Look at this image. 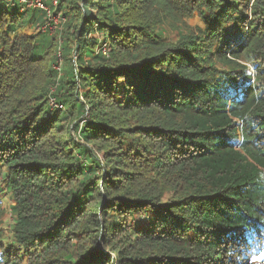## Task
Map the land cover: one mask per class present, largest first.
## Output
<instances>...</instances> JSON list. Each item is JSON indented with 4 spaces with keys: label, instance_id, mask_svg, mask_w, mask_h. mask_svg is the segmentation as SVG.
I'll use <instances>...</instances> for the list:
<instances>
[{
    "label": "trees",
    "instance_id": "1",
    "mask_svg": "<svg viewBox=\"0 0 264 264\" xmlns=\"http://www.w3.org/2000/svg\"><path fill=\"white\" fill-rule=\"evenodd\" d=\"M57 9L0 0V264H264V0Z\"/></svg>",
    "mask_w": 264,
    "mask_h": 264
},
{
    "label": "rangeland",
    "instance_id": "2",
    "mask_svg": "<svg viewBox=\"0 0 264 264\" xmlns=\"http://www.w3.org/2000/svg\"><path fill=\"white\" fill-rule=\"evenodd\" d=\"M45 1H46L47 5H51L50 0H45ZM58 4H59V2H58ZM58 4H54V6H57ZM54 6H53V10L56 11V13H53V10H51L49 12L50 15L47 16L49 18V20L47 21V25L43 28L41 27L40 30L48 32L49 35L54 36L55 38L57 37V39L59 41L63 37L65 38L67 36H70L69 34L73 32V28L75 26L68 25V18L66 17V15L64 16L62 14V13H64V11H60L59 9H57L58 6H57V8H55ZM79 6L82 9L81 12L85 11V10H83V4H80ZM42 9H44V8H42ZM29 17L30 16H28L27 18H29ZM185 20L191 27H198V26L203 27V23H202V21H201V19L197 13H195L190 18L189 17L185 18ZM40 25L36 28H32L31 25H28V24L23 25L20 32L27 33V34H39ZM98 37H100V34L98 35ZM166 37L172 41L173 40L176 41L177 33L176 32L167 33ZM99 39H102V36ZM102 47L108 48L104 41H103ZM55 52H56L55 55H57V61H56L57 64L55 66V69L59 70L60 67H62L64 69L66 66V63H67V57L65 58L64 56L60 55L59 47H58V49L57 48L55 49ZM72 54H73V52H72ZM73 57H76L75 53H74ZM122 83L123 82H121V84ZM96 155L101 158L100 153L96 152ZM0 199L2 201L3 207L5 208V215L3 217L0 228L4 230V240L6 242H10L12 239L11 231H12V228L14 225L13 223H14V219H15L16 215L14 214L13 208H12L14 203H13L12 196L10 194V190L2 182H0ZM172 199H175L174 196L166 195L164 198V202H168ZM259 260L263 261L262 258H259Z\"/></svg>",
    "mask_w": 264,
    "mask_h": 264
},
{
    "label": "built area",
    "instance_id": "3",
    "mask_svg": "<svg viewBox=\"0 0 264 264\" xmlns=\"http://www.w3.org/2000/svg\"><path fill=\"white\" fill-rule=\"evenodd\" d=\"M19 1L22 5H24L27 8H36V9H42L47 11L48 15H50V11L51 9H49L47 6H45L44 2L42 0H17ZM52 5L54 6V4H58V2L60 0H50ZM59 5V4H58ZM57 5V6H58ZM57 6H54L55 8H57ZM41 7V8H40ZM45 27V26H44ZM60 69V68H59ZM54 106H57L54 102L52 103Z\"/></svg>",
    "mask_w": 264,
    "mask_h": 264
}]
</instances>
